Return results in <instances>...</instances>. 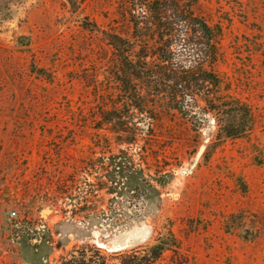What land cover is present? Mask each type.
<instances>
[{
	"label": "rangeland",
	"instance_id": "rangeland-1",
	"mask_svg": "<svg viewBox=\"0 0 264 264\" xmlns=\"http://www.w3.org/2000/svg\"><path fill=\"white\" fill-rule=\"evenodd\" d=\"M134 2L0 0V264H117L168 223L183 264H264V0L193 5L222 27L214 70L253 124L122 72L117 35L145 50ZM184 37L172 49L192 68ZM127 158L142 172L114 183Z\"/></svg>",
	"mask_w": 264,
	"mask_h": 264
},
{
	"label": "trees",
	"instance_id": "trees-1",
	"mask_svg": "<svg viewBox=\"0 0 264 264\" xmlns=\"http://www.w3.org/2000/svg\"><path fill=\"white\" fill-rule=\"evenodd\" d=\"M134 1V5L138 8H133L134 12L131 14L134 27L133 36L145 50L144 54L139 55L135 60L126 48L128 40L117 35L116 47L120 52L122 72L140 79L146 77L148 85H151L155 94H158L156 91L168 94L165 99L168 97L169 104H179L181 94L189 95L195 104L230 106L228 109L222 105L205 108L204 112L217 109L221 113H231L232 117L237 119L239 110H244L246 117L253 124L252 108L236 97L230 91L229 83L214 70V65L218 62L220 55L222 27L211 25L203 16L195 13L193 5L198 0ZM123 14L126 15V11ZM182 35L187 36L184 37L185 41L189 40L187 42L196 46L194 52L196 64L192 68L175 60L172 46L181 41ZM149 56L155 60L150 65L147 60ZM131 83V79H128L125 83L126 90L130 89ZM139 107L142 108V104ZM121 125L122 130L129 129L126 123L122 122ZM128 170L134 174L142 172L127 158L125 161L115 163L114 173L111 176L113 182H116L117 176L121 178ZM121 221V218L117 220V222ZM164 229L155 238V243L117 253V264H163L166 252L171 250L176 255L173 264H183L179 241L171 223L164 226ZM81 256L82 258L75 260V263L90 264L93 261V258L87 257L85 252L81 253ZM101 264H106L105 259Z\"/></svg>",
	"mask_w": 264,
	"mask_h": 264
},
{
	"label": "built area",
	"instance_id": "built-area-1",
	"mask_svg": "<svg viewBox=\"0 0 264 264\" xmlns=\"http://www.w3.org/2000/svg\"><path fill=\"white\" fill-rule=\"evenodd\" d=\"M15 213H13V215H14ZM12 241L14 242V239H12Z\"/></svg>",
	"mask_w": 264,
	"mask_h": 264
}]
</instances>
